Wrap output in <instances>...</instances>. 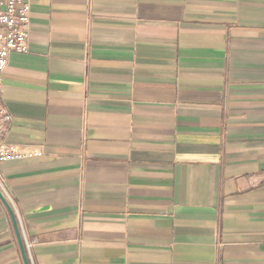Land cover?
Instances as JSON below:
<instances>
[{
    "label": "crops",
    "instance_id": "0c3cea01",
    "mask_svg": "<svg viewBox=\"0 0 264 264\" xmlns=\"http://www.w3.org/2000/svg\"><path fill=\"white\" fill-rule=\"evenodd\" d=\"M31 2L3 140L42 155L0 167L30 264H264V0Z\"/></svg>",
    "mask_w": 264,
    "mask_h": 264
},
{
    "label": "built area",
    "instance_id": "2783aa9c",
    "mask_svg": "<svg viewBox=\"0 0 264 264\" xmlns=\"http://www.w3.org/2000/svg\"><path fill=\"white\" fill-rule=\"evenodd\" d=\"M31 0H0V167L8 162L41 156L27 155L18 147L7 145L3 136L12 122V116L3 107L1 76L8 66L11 54H27L30 49ZM31 248V245H28Z\"/></svg>",
    "mask_w": 264,
    "mask_h": 264
},
{
    "label": "water",
    "instance_id": "95a60500",
    "mask_svg": "<svg viewBox=\"0 0 264 264\" xmlns=\"http://www.w3.org/2000/svg\"><path fill=\"white\" fill-rule=\"evenodd\" d=\"M0 200L2 201L4 206L6 207L8 213L10 215V218H11V221H12V225H13V229H14L17 241H18V245H19V248H20V252H21L24 264H30L28 253L26 251V248H25V245H24V241H23V238H22V234H21V230H20V226H19L17 215H16L12 205L10 204V202L8 201V199L6 198L4 193L1 191V189H0Z\"/></svg>",
    "mask_w": 264,
    "mask_h": 264
}]
</instances>
